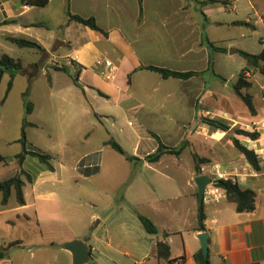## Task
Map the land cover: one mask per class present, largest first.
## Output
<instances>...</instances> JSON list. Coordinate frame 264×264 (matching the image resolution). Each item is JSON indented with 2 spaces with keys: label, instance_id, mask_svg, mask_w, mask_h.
Here are the masks:
<instances>
[{
  "label": "crops",
  "instance_id": "obj_1",
  "mask_svg": "<svg viewBox=\"0 0 264 264\" xmlns=\"http://www.w3.org/2000/svg\"><path fill=\"white\" fill-rule=\"evenodd\" d=\"M53 1L49 0L44 6H34L23 0H0V37L11 43L13 42L9 38H22L38 43L42 49H31L43 53L41 60L45 66L34 62L29 67L39 69L42 66L44 73L50 76L49 81H52L51 71H61L52 68L54 58L62 61L68 72L74 70L78 81L71 88L81 91L82 96L75 94V104L83 112L65 118V125L60 132L49 128L56 137L52 151L46 152L29 146L30 140L27 138L28 150L51 156L52 170L46 163L31 155L20 166L16 156L21 151L10 162L0 155V174H9L0 181L13 177L21 169L31 177L28 180L23 176L24 205H20L17 198L14 203H10L13 194L16 195L15 190L7 204L2 203L3 195L0 193V246L17 242L9 256L0 260V264H72V254L64 247L67 242L75 239L85 241L90 247L92 260L89 264H167V260L160 259L157 255L160 241L170 245L169 260H181V264H198L194 258L202 250L198 238L202 232L196 229L198 213L202 207L197 195L198 187L196 189L191 185L186 193V182L176 181L177 174L184 166L187 151L207 158L208 165L216 158L220 168L230 171L232 176L229 178L237 181L243 189L250 188L256 192V209L253 212H238L236 204L227 197L215 202H203L211 264H264V161L261 162V169L255 170L245 157L228 159L224 141H232L231 131H212L204 124H198L197 127L193 124L186 127V130L168 129L162 135L164 139L161 141L164 144L184 142L181 140L186 138L187 147L180 155L164 154L154 163L145 160L151 152L140 153V148L144 140L154 139L153 134H158L152 130L137 131L140 139L133 155L123 149L128 155L139 158L138 161L143 166H151L154 174L152 180L145 184L151 195L127 196L132 183H127L123 178L121 185L127 186L122 196H89L87 200L94 210L86 212L79 208L73 213V220L66 219L63 198L53 190L55 177L57 180V166L55 162L52 163V159L55 161L57 155L66 153L64 150L69 149L70 140L66 138L68 133L70 136L73 134L69 130L76 126L73 122L84 121L81 124L84 127L81 134L87 135L90 130L87 129L86 118L90 115L100 118V124H103L102 120L115 119L120 114H134L140 120L150 116L151 120L158 121L162 118L159 117L160 114L167 116L185 112L188 121L216 118L227 122L231 129L242 125V128L248 130H251L254 122H264V115L261 116L257 108V116H253L250 111L233 115L234 105L239 103L224 95L222 86L218 84L222 78L217 77L215 70L216 89L207 96V80L204 77L213 65L212 52H218L207 48L204 36L214 42L218 40V35H214L216 30L222 36L223 33L220 34L219 31L231 35L235 25L242 23L250 28L253 24L264 26V17L260 16L264 12L243 0H223L218 3L195 0L202 8L201 19L193 11L198 6L193 7L194 4L189 0H143L141 5L139 0H69L72 14L84 18L94 17L98 26L107 33L67 20L65 25L60 24L56 28L54 34L48 35L43 30L51 25L48 17H36L35 13L39 7L49 8ZM229 5H233V9L227 10ZM239 12H243V19L238 17ZM230 13H234L235 18L228 17ZM38 27L41 29H37ZM229 38L231 37H226ZM226 49L228 51L225 53L228 54L235 50L232 45ZM101 58H108L116 65L114 80H108L100 74L102 67L97 66L96 61ZM67 59L71 60V65L66 62ZM156 60L159 63H155ZM149 65L199 74L189 79L165 78L158 72L143 68ZM198 65L202 67H195ZM224 79L225 84L230 81L229 78ZM150 80L163 85L165 95L157 94L159 89L156 87L153 92L149 91L150 94L144 100L136 98L134 94L137 85L141 83L142 87L151 88ZM170 83L176 84V89L174 85L170 87ZM52 87L53 81L50 82V88ZM98 97L108 104L113 103L116 110L103 109L106 104ZM35 105L33 101L34 108L27 120L30 125L26 128L41 126L31 119ZM181 118L179 115L178 119ZM243 120H248L249 123ZM129 124L132 125V122ZM260 132L263 137L259 141L245 137H240V140L253 149L257 143H264V130ZM108 141H103V146H110ZM155 146H152L153 152ZM158 146L157 140V148ZM102 153V149H98L96 157L91 160L89 153H85L83 157L85 160L87 158V162L76 166V169L82 170L85 178L99 174L105 160ZM31 157L40 161L35 172L28 167L29 162L35 163ZM193 161L192 176L195 178L194 157ZM60 165L66 168L64 164ZM156 165H162L163 168L156 169ZM139 187L145 190L142 184ZM138 214L152 220L158 228V234H149ZM96 219L97 223L93 226ZM62 224L69 231L64 239L57 233L60 230L57 231V227Z\"/></svg>",
  "mask_w": 264,
  "mask_h": 264
},
{
  "label": "rangeland",
  "instance_id": "obj_2",
  "mask_svg": "<svg viewBox=\"0 0 264 264\" xmlns=\"http://www.w3.org/2000/svg\"><path fill=\"white\" fill-rule=\"evenodd\" d=\"M66 1L67 0H54L49 8L43 9L42 7H39L36 10V17H48L51 23V25H48L47 29H43L48 35L54 34L57 30L56 28L60 24L65 25L68 20ZM189 1L194 4L193 7L198 6V9L196 10L194 8L193 11L196 13L198 18L203 19L201 12L202 8L199 6V3L195 0ZM243 1L254 5L258 11L261 10L264 12V0ZM230 7V10L233 9V5H230ZM242 13L243 12H239L238 17L240 19H243L241 18ZM227 16L235 18L234 13H230ZM260 16L262 18L264 17V15ZM37 29H41V27H38ZM233 30L234 33L231 35L229 33H225V31H219L220 34L223 33V37L217 34L218 30H216L214 35H218V40L213 43L216 46L223 48H228L232 45L235 49H240L252 54H258L261 52L262 47H264V26H257L253 24V27L250 28L245 23H242L235 25ZM225 36H229L232 39H226ZM207 48L210 50L208 45ZM3 54H8L14 58H20L24 64V68L28 71L27 73L24 71L16 72L13 87L8 94L7 88L11 79L10 73L7 72L0 81V155H2L7 162H10V159H13L15 154L22 151V144L19 139L21 138L23 121L24 119L28 120V113L26 112V102L24 98V94L27 91H29L28 100L32 103L33 101L36 103L35 111L31 119L41 125L39 128H26L27 138L30 140L29 146L46 152L52 151L55 146L54 140L56 137L54 136V132H51L49 128L52 127L53 130L56 129L60 132L64 127L63 125H65V118L83 113L75 104V94L77 96L78 94L82 96V93L81 91L71 88L74 82L77 83L78 81L77 73L74 70L68 72V69L66 71H51L53 87L50 88V82L52 81H49L50 76L47 75L48 73H44L42 66H40L39 69L29 67L30 63L34 62H37L38 64L42 63V65L45 66L44 62L41 60V58H43V53L41 51L37 49L19 47L0 37V57ZM211 59L213 65L210 71L204 74L208 87L206 95L208 96L211 93H214L216 89L214 87V78L217 76L214 73L215 70L218 74L217 77L221 76L220 78L226 77L230 79V81L226 84L224 82L226 80L223 79L222 81H218V84L222 86L221 88L224 95H228L234 102L237 101L239 103L238 105H234L233 115H242V111H245V113L249 112L245 103L234 92V86L239 79V75L247 66L246 59L237 53L228 54L220 51L215 53L212 52ZM59 63L60 65H64L62 61ZM155 63H159V60H156ZM51 66L54 70L57 67L55 64H52ZM195 67L202 66L198 65ZM249 71L250 72L247 73L246 76L248 81L253 83V86L249 89V91L254 95L256 108L258 109L260 115L263 116L264 75L254 68ZM32 73L33 76L31 77ZM150 84L151 88L142 87L141 83L140 85H137L135 88V97L144 100L145 97L150 94L149 91L153 92L156 87L157 90L159 89L157 94L160 96L165 95V90L162 88L163 85H159L155 80H150ZM169 86L175 87L176 84L170 83ZM81 87L84 88L85 86L81 85ZM89 98L92 99L90 96ZM99 99L102 100L101 98ZM102 101H104V105L106 104L103 109H107L108 111L116 110L113 103L108 104L105 100ZM179 115L182 117L181 119H178ZM149 117L150 116H148L145 120H140L139 116L134 114L129 116L120 114L117 115L115 119L102 120L103 124H100V118L90 115L86 118L88 119L87 129L90 130L87 135L81 134L82 131H84V127L81 125L82 123L84 124V121L78 120L77 122H73L76 126L69 129L73 131V134L70 136V133H68L66 138L67 140H70V142L68 141L70 143L68 144L69 149L64 150L66 153L63 152L62 154L60 153L57 155L55 161L52 159V163L55 162L57 166V180L55 177L53 190L56 191L58 196H62L63 198L64 215L66 219L73 220V213L79 208L80 210L83 209L86 212L93 211V207L90 206V203L87 200L89 196H100L101 198L102 196H122L127 186L121 185L123 178H125L124 180H127V183H132L127 196L151 195L150 189L145 187L146 182L152 180V176L154 174L150 169L151 166H143V163L138 160L127 161L124 156L115 151L111 146H103V141L114 138L122 145L128 154L133 155L135 152V145L140 139V134L137 131L142 129H145L146 131L152 130L160 135L162 140L164 139L162 136L163 133H165L168 129L176 130L177 128H184L186 130V127H190L193 124H195L196 127L198 124H204L202 120L198 122L186 120L185 112L167 116L160 114L159 117L162 118L158 121H153ZM129 122H132V125H130ZM243 122L249 123L248 120H243ZM240 126L242 127V125H239L238 127ZM206 127L208 126L206 125ZM180 139H182V137ZM151 140H144L140 148V153L144 154L146 151L152 153V146L155 145L154 151H156L157 140L155 138ZM181 141L184 142H174L169 145L184 144L186 143V138ZM224 146L228 159H232L236 156L244 157L243 154L233 145L232 141L228 139L225 140ZM255 146L261 148L264 147V143H257ZM56 147L58 149V146ZM98 149H102L103 160L105 159L101 166V172L93 177L85 178V176L82 175V170L76 169V166H82L87 162V158L85 160L83 157L85 153H89L90 160L92 157H96V151ZM185 157L184 166L181 169V172L177 174L176 181L186 182L187 193L190 190L191 185L197 189L198 186L196 178L198 177V173L194 168L195 178H193L192 166L194 165V161L191 151H187ZM31 159L34 160L35 163L29 162L28 167L31 171L35 172V170H37V165L40 164V161L33 157H31ZM260 159L261 162L264 161L263 158L260 157ZM60 163L64 164L66 168L61 167ZM218 165V160L213 158L210 167L216 168ZM70 167H74V169ZM155 167L156 169L163 168L162 165H156ZM222 171L227 173L230 172L228 169H222ZM6 175L9 176V174ZM8 176H2V174H0V179ZM139 184L144 186V191L140 189ZM15 201L16 195L14 193L10 203H14ZM79 204L81 207H78ZM96 211L99 210L96 209ZM97 220L98 219L95 220L93 226L97 223ZM58 230L59 232L57 233L60 238L64 239L68 236H65V234H68L69 231H67L68 228L64 224L59 225L57 227V231ZM59 260L60 262L62 261L61 258Z\"/></svg>",
  "mask_w": 264,
  "mask_h": 264
},
{
  "label": "trees",
  "instance_id": "obj_3",
  "mask_svg": "<svg viewBox=\"0 0 264 264\" xmlns=\"http://www.w3.org/2000/svg\"><path fill=\"white\" fill-rule=\"evenodd\" d=\"M49 0H23V2H27L34 6H44L48 3ZM143 0H139L140 5L142 4ZM223 2L222 0H205L203 3H218ZM67 12H68V20L69 21H76L79 22L91 29L99 30L104 33V30H102L94 17L90 18H84L77 14H72L70 11V5L69 0H67ZM10 41L18 45L22 48H37L42 49V47L31 40L22 39V38H9ZM204 41L208 45V47L220 51V52H227L228 50L226 48L216 46L213 42H211L208 37L204 36ZM234 53H237L244 57L247 61V66L242 70V72L239 75V79L237 83L234 86V92L242 99V101L247 106L248 110L253 116L258 115V111L256 109V105L254 102V95L249 91V89L252 88L253 83L248 81V78L246 76L247 72H250L249 70L254 68L258 70L261 74L264 75V49L258 53V54H252L240 49L233 50ZM144 69L155 71L160 73L163 77L169 78V77H176L180 79H189L193 76H196L199 74V72L189 71V72H180L175 70H170L168 68L159 67V66H144ZM57 70L66 71L68 68L64 65H60L56 67ZM17 71H24L27 73V69L24 68V64L21 59L11 57L8 54H3L0 57V81L3 79L4 75L9 72L11 75V79L8 83L7 88V94L11 91L13 87V81L16 75ZM33 76V73L31 74V77ZM225 80L224 78H222ZM245 90V91H244ZM248 90V91H246ZM29 91H27L24 94L25 102H26V112L30 114L33 111V103L28 100ZM202 122L206 124L209 129L212 131L215 130H222L225 132L231 131V140L233 145L244 155L247 162L255 169L260 170L261 169V159L256 154V152L253 149L248 148L245 146L241 140L240 137H245L248 140L252 141H259L263 134L259 131H251L247 130L242 127H236L231 129V126L225 122L224 120L216 119V118H203ZM30 125V123L27 121V119H24L23 125H22V132H21V138L19 141L22 144V151L16 156L18 159V162L20 166L23 164L25 158L28 155L37 157L40 161L46 163L48 167L52 170L53 166L50 162L51 156L49 154L41 153L38 151H30L27 149V133H26V127ZM154 137L158 140L159 146L156 151L150 153L145 157V160L151 163L157 162L161 159V157L164 154H174V155H180L185 147H187V143L180 144L177 146H169L164 144L160 137L156 134H153ZM108 144L116 150L121 155H124L128 161L133 160H140L136 156H130L126 153V151L123 149V147L115 140L111 139L108 141ZM193 157L195 160V170L198 173V176L201 175V166L204 164L209 163V160L205 157L199 156L197 153H193ZM3 159V158H1ZM23 176L26 177V179L30 180V175L21 169L20 172H18L13 177H10L6 180L0 181V193H2V203L7 204L13 190L16 192V198L20 205L25 204V197L23 192V187L25 184V180L23 179ZM217 186L224 188L227 192V198L231 202H234L236 204V210L238 212H253L256 209V192L250 188L243 189L237 181L233 180L232 178L227 179H219L217 182ZM198 195V194H197ZM138 217L143 224L146 231L151 234L155 235L158 234V228L153 223L152 220H150L148 217L138 214ZM206 220V214L203 209V203L202 207H200L199 213H198V225H197V231L201 232H208V229L205 224ZM209 243V242H208ZM17 245V242H10L6 246H0V260L4 259L9 256L10 251L13 247ZM157 255L160 259L167 260V264H173L174 260H169L171 256V249L170 245L167 242L160 241L157 245ZM196 262L198 264H211L209 255L208 257H205L202 250L198 251L194 256Z\"/></svg>",
  "mask_w": 264,
  "mask_h": 264
},
{
  "label": "built area",
  "instance_id": "obj_4",
  "mask_svg": "<svg viewBox=\"0 0 264 264\" xmlns=\"http://www.w3.org/2000/svg\"><path fill=\"white\" fill-rule=\"evenodd\" d=\"M230 5L227 6V10H230ZM53 63L57 66H60V60L54 58ZM68 64L71 65V60H66ZM97 66L102 67L100 74L108 79V80H114L116 78L115 75V70H116V65L114 62L108 58H101L96 61ZM249 73V72H247ZM246 73V75H247ZM251 131H261L264 130V122L259 123V122H254L251 126ZM256 152V154L264 159V147L258 148L254 147L253 148ZM211 165H202L201 166V175H206L211 179V183L206 186L205 191H204V196H203V202H215L219 201L223 198L227 197V192L224 188H221L217 186V182L219 179H227L231 177V173H227L225 171H222V168L218 167H210ZM213 170V171H212ZM173 264H181V260H175Z\"/></svg>",
  "mask_w": 264,
  "mask_h": 264
},
{
  "label": "water",
  "instance_id": "obj_5",
  "mask_svg": "<svg viewBox=\"0 0 264 264\" xmlns=\"http://www.w3.org/2000/svg\"><path fill=\"white\" fill-rule=\"evenodd\" d=\"M196 183L198 186L199 202L202 205L205 188L211 183V179L206 175H200L196 178ZM198 238L201 242L205 257H208V234L202 232L199 234ZM64 248L72 254V264H89L92 260L91 249L83 240H71L65 244Z\"/></svg>",
  "mask_w": 264,
  "mask_h": 264
}]
</instances>
